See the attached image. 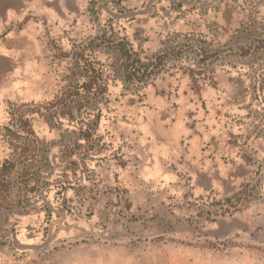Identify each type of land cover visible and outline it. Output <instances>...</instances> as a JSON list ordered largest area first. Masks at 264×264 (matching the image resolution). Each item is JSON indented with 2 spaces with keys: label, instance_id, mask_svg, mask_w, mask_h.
I'll return each mask as SVG.
<instances>
[{
  "label": "rangeland",
  "instance_id": "rangeland-1",
  "mask_svg": "<svg viewBox=\"0 0 264 264\" xmlns=\"http://www.w3.org/2000/svg\"><path fill=\"white\" fill-rule=\"evenodd\" d=\"M45 1L0 0V264H264V0Z\"/></svg>",
  "mask_w": 264,
  "mask_h": 264
},
{
  "label": "trees",
  "instance_id": "trees-1",
  "mask_svg": "<svg viewBox=\"0 0 264 264\" xmlns=\"http://www.w3.org/2000/svg\"><path fill=\"white\" fill-rule=\"evenodd\" d=\"M128 44L129 43L126 40H119L115 44V47L118 48L122 57L124 58L125 79L131 83L146 81L149 77L157 73V68L160 61H143L136 51H133L131 47H128ZM82 57H84V55ZM82 68L83 71L81 75L86 78H82L81 82H75V84L72 86L73 89L70 88L65 98L60 100V103L67 107V109L63 110L62 112L64 115H69L72 118H76L77 114L80 115L81 121L86 122L88 126L84 130L83 134L91 138L93 136V131L96 128V119L92 118V112L89 107L85 106L84 112L81 111V105L83 104L82 101L88 99L90 96L91 98H95L103 94L106 91V85L102 82L101 71L94 65V62L90 60V58L84 57ZM55 102L52 103L54 104ZM18 122L19 130L18 132H15L17 136H21V131L23 130H29L30 133L33 134V130L29 128L28 119L20 117ZM28 148V144H25L22 147V153H26ZM32 158H34L33 160L36 161L35 156ZM15 167L16 162L13 160L7 159L3 163L1 167L3 182L0 183V191L1 184L3 185V183H5V174L13 170ZM31 178H34V182H31ZM38 181V177L34 176L33 174H28V179L25 180L27 192H36L40 188V183Z\"/></svg>",
  "mask_w": 264,
  "mask_h": 264
},
{
  "label": "crops",
  "instance_id": "crops-1",
  "mask_svg": "<svg viewBox=\"0 0 264 264\" xmlns=\"http://www.w3.org/2000/svg\"><path fill=\"white\" fill-rule=\"evenodd\" d=\"M34 2L36 3V4H39V5H43L44 4V2H46L45 0H34ZM46 11L48 12V13H50V7H48L47 9H46Z\"/></svg>",
  "mask_w": 264,
  "mask_h": 264
}]
</instances>
